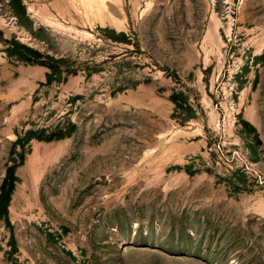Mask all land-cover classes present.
<instances>
[{"label": "rangeland", "instance_id": "obj_1", "mask_svg": "<svg viewBox=\"0 0 264 264\" xmlns=\"http://www.w3.org/2000/svg\"><path fill=\"white\" fill-rule=\"evenodd\" d=\"M0 264H264V0H0Z\"/></svg>", "mask_w": 264, "mask_h": 264}]
</instances>
